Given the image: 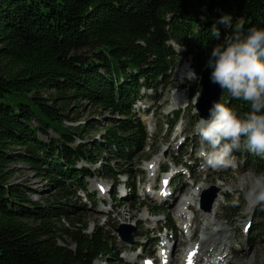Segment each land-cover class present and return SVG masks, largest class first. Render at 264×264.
I'll return each mask as SVG.
<instances>
[{
    "label": "trees",
    "instance_id": "trees-1",
    "mask_svg": "<svg viewBox=\"0 0 264 264\" xmlns=\"http://www.w3.org/2000/svg\"><path fill=\"white\" fill-rule=\"evenodd\" d=\"M222 14L233 26L264 28V0H0V264H94L105 257L127 264L108 247L107 230L85 232L87 210L75 190L85 187L86 175H131L123 159L146 140L133 98L142 85L166 83L172 65L189 55L200 75L212 48L231 33L217 22ZM225 101L241 116L249 111L222 89ZM85 102L93 112L118 115L104 135L86 142L100 120L72 125ZM50 129L58 136L37 135ZM81 162L95 171L76 168ZM18 163L51 187L42 201L13 181ZM255 164L264 176V163Z\"/></svg>",
    "mask_w": 264,
    "mask_h": 264
},
{
    "label": "rangeland",
    "instance_id": "rangeland-1",
    "mask_svg": "<svg viewBox=\"0 0 264 264\" xmlns=\"http://www.w3.org/2000/svg\"><path fill=\"white\" fill-rule=\"evenodd\" d=\"M177 50L182 51L183 49L181 47H174ZM186 66L187 71L189 69L194 71V68L192 66V61L190 58L188 59H181L177 60L172 65L171 68V74H170V80L169 85L165 86L164 88H161V92L165 97H169L177 92H181L182 95L185 97V104L181 105L183 107L179 108V123L176 127H173L171 130L165 127L164 121L166 118V111L168 110V100L163 101L162 99L153 100L148 96L152 95L153 91H146L142 94V105L149 108L151 113V118L149 123L151 124L153 130L150 132L151 138L149 140V143L151 145L150 149H145L144 153H139L137 156H135L132 159L127 160L126 164H128V167L131 169H135L136 167L144 168L146 161L150 159V153H153L152 151L157 152V154H160L161 156H167V149H170V152L172 153V150L176 147V142L179 139L178 137L173 138L178 126H180L183 130L182 135L187 138L186 146L183 147L186 151H188L191 155H194L195 151L199 148L200 139L199 136L196 135L194 128H192V125L189 124V114L193 112H197V107L194 106L198 100L199 92L193 91L189 92V89L195 88V83L197 79L195 80H188L187 78L182 79L178 77V74L180 73V70ZM183 84L185 88H175V86ZM189 93V94H188ZM153 96V95H152ZM166 104L165 106L163 105ZM86 104L82 109L79 110L80 118L77 121H73L72 125L76 124H83L86 118H97L100 120V123L92 128L88 134H85L84 141H88L89 137H93L94 139L100 138L102 135L105 134L106 126H109L111 123L110 120L112 118H118L117 114H112L108 111H102V112H93V106L85 102ZM191 105V106H190ZM143 121L148 120V116L143 114L141 116ZM40 138L43 140H48V137H57L58 135L56 132L52 129L48 131V135L44 136L43 134L39 133L37 134ZM142 154H145V157H141ZM144 159V160H143ZM100 162H103L100 160ZM144 163V164H143ZM16 167H20V169L15 172L13 181L21 183L25 186L27 190L30 191V197L34 200L42 201V198L45 197L48 194V190L51 187L46 186V182L42 177H39L35 175L31 170L24 167L21 164H16ZM210 170L196 173L194 172V177L198 178V181L202 179L203 181H206L208 183L209 179H214L216 175L209 176ZM262 172H257L254 167L248 166L245 163L242 164V166L235 171L233 174H229L228 176L224 177L226 184H228V187H230V192L232 194H237V196H240L239 198L241 202H239V212L237 217H234L235 222L230 225V232L232 235L235 236V240L233 242V247L238 246L234 251L233 254L231 253L230 256H232V261L236 263H230V264H264V224L260 225L258 232H255L254 234H250L249 231L244 234V236L241 235V228L239 230H236V227H238L240 221V216L242 214H246V219L251 218V222L255 225L259 218H257L255 215V212L253 211L254 205H250L252 207L250 210L247 209L248 202H247V193L250 189L251 184L257 180H264ZM214 180L210 181L212 183ZM219 184V183H217ZM239 184V185H238ZM237 185V187H236ZM200 187V186H198ZM246 200V201H245ZM119 203H122L119 208L111 212L110 217L112 220H110L106 215H102L101 213L90 210L86 216V220L88 221V227L87 229H91L94 225H100V224H106L107 221H109L107 225H104L105 229L110 226V222H117L118 224L121 223H128V224H134L138 214L143 210V208L140 209H130V201L120 200ZM220 202V201H219ZM219 206V203H218ZM247 209V213H244ZM249 210V211H248ZM203 215V214H202ZM218 215H221L218 211ZM113 216V217H112ZM232 219L231 217H228ZM256 218V219H255ZM203 215V220H204ZM216 219V217H215ZM206 221V220H204ZM216 222V221H215ZM218 225H221L218 223ZM222 226V225H221ZM201 240V239H200ZM196 239V241H200ZM231 251V250H230ZM95 264H111L108 261V257L102 261L95 262ZM177 264V257L175 260V263Z\"/></svg>",
    "mask_w": 264,
    "mask_h": 264
},
{
    "label": "clouds",
    "instance_id": "clouds-1",
    "mask_svg": "<svg viewBox=\"0 0 264 264\" xmlns=\"http://www.w3.org/2000/svg\"><path fill=\"white\" fill-rule=\"evenodd\" d=\"M231 33L211 51L207 66L210 80L226 89L233 99L248 103L249 111L238 115L221 102H214L209 117H199L194 131L199 136L198 155L205 167H235V152L243 146L264 157V28L255 25L245 29L242 23L233 26L230 14L217 21ZM211 36L219 39L220 31L213 25ZM188 80L198 79L189 69ZM255 203H264V180L258 179L247 193ZM235 203V200H233Z\"/></svg>",
    "mask_w": 264,
    "mask_h": 264
},
{
    "label": "bare ground",
    "instance_id": "bare-ground-1",
    "mask_svg": "<svg viewBox=\"0 0 264 264\" xmlns=\"http://www.w3.org/2000/svg\"><path fill=\"white\" fill-rule=\"evenodd\" d=\"M187 72V67L184 66L180 73L178 74V77L185 79V73ZM199 91H200V85H199ZM199 97V96H198ZM221 96L219 97L217 102H220ZM185 97L182 95L181 92H175L170 96V105H184L185 104ZM197 103V102H196ZM258 180V179H257ZM255 180L250 188L254 185V183L257 181ZM239 185V184H238ZM216 186L220 189V191L224 190V187L219 183L216 184ZM237 187V185H236ZM221 199V194L218 195V197L215 199L213 206L210 211L204 212V227L201 230L202 236L206 237V242L203 244L202 240L197 241L198 247L196 249V252L191 256L192 260L196 264L204 263V258H209V264H215L218 262V264H222L225 259H228V252L226 249V246H224L221 250L216 249L214 251V247L218 245V243L222 242V239H227V236L224 234L226 232L225 226L218 225L215 222L216 217V210L218 208V203ZM247 202H248V208H250V205H254L255 202H253L252 198L248 197L247 195ZM247 209L245 212H247ZM141 219H145L146 215L143 211L141 216ZM214 251V252H213ZM217 251V252H216ZM201 262V263H200Z\"/></svg>",
    "mask_w": 264,
    "mask_h": 264
},
{
    "label": "water",
    "instance_id": "water-1",
    "mask_svg": "<svg viewBox=\"0 0 264 264\" xmlns=\"http://www.w3.org/2000/svg\"><path fill=\"white\" fill-rule=\"evenodd\" d=\"M211 69L208 66H205L199 76L198 83L200 85L199 97L196 103L198 108L199 115L207 118L209 115V109L214 102H217L219 99L221 87L218 84L212 83L210 80ZM120 236L132 242V230L133 227L129 224H120L116 228Z\"/></svg>",
    "mask_w": 264,
    "mask_h": 264
},
{
    "label": "snow or ice",
    "instance_id": "snow-or-ice-1",
    "mask_svg": "<svg viewBox=\"0 0 264 264\" xmlns=\"http://www.w3.org/2000/svg\"><path fill=\"white\" fill-rule=\"evenodd\" d=\"M247 231V229H245ZM191 258V257H190Z\"/></svg>",
    "mask_w": 264,
    "mask_h": 264
}]
</instances>
